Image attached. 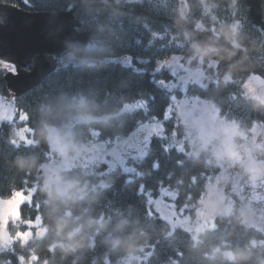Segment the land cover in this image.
I'll return each mask as SVG.
<instances>
[{"label":"trees","instance_id":"obj_1","mask_svg":"<svg viewBox=\"0 0 264 264\" xmlns=\"http://www.w3.org/2000/svg\"><path fill=\"white\" fill-rule=\"evenodd\" d=\"M0 2L30 12L72 11L82 24L80 30L92 33L85 49L67 51L75 61L58 62L55 72L18 97L6 87V72H0V99H12L19 112L27 113L26 124L35 142L40 139L41 131H46V125L55 126L75 145V152L96 144L112 146L117 138H127L145 123L161 122L164 126L162 136L150 138L147 155L135 164L139 173L132 180L120 168L107 171L105 165L61 171L67 177L78 178L86 193L83 199L63 204L60 200L48 202L40 186L42 167L51 160L48 145H14L10 140H15L20 124L17 120L1 122L0 198L15 196L14 190L16 194L34 185L39 188L31 203L19 207L22 220L31 224L9 221L6 228L11 236L31 230L27 246L21 248L19 240L11 242L7 249L0 250V261L20 264L18 257L23 256L27 264L30 250L34 249L39 259L33 264H44L45 260L48 264H232L219 253L211 256L212 249L219 247L245 257L236 264H264V244L253 247L251 243L263 237V231L245 224L239 203L230 215L217 216L215 227L195 239L184 229L170 232L169 224L152 211L142 192L158 195L161 187L166 188L176 194L174 200L178 207L193 210L201 206L208 183L215 180L220 170L206 162L209 161L207 154L191 156L174 146L186 133L176 112L170 110L171 92L162 84L171 78L168 71L158 70V62L164 57L191 55L194 44L204 47L207 81L188 84L186 98L213 102L224 119L236 122L246 133L254 122H264V107L259 100L246 98L241 93L243 81L251 75L264 79V32L248 19L245 0ZM186 4L190 12L182 20L180 13ZM262 6L264 12V0ZM221 30L232 31L236 44L218 35ZM125 57L130 63L114 60ZM34 67L35 59L27 70L30 72ZM229 72L231 80L226 82ZM177 96L184 95L178 92ZM130 103L144 106L121 112ZM89 115L100 119L76 123L71 128V136H66L72 119ZM236 141L240 142L241 138L237 137ZM255 154L264 160L260 149ZM19 160L34 167L22 170L17 165ZM221 184H224L222 180ZM56 218L67 220L72 228L80 227L78 238H87L93 246L66 257L59 249L54 253L49 251L48 244L61 239L53 224ZM90 221L99 223L90 224ZM45 227L49 229L47 235L37 238ZM130 237L134 241L129 250L112 247V240L127 241Z\"/></svg>","mask_w":264,"mask_h":264},{"label":"rangeland","instance_id":"obj_2","mask_svg":"<svg viewBox=\"0 0 264 264\" xmlns=\"http://www.w3.org/2000/svg\"><path fill=\"white\" fill-rule=\"evenodd\" d=\"M235 27L238 28V25L235 24ZM204 52H206L205 48L201 46L191 55L173 54L158 62V70L168 71L171 74V78L166 82L163 80L162 84L171 92L170 110L176 112L186 133L185 138L176 142L174 146L191 156H197L196 153L202 142L211 140L222 128L231 132L233 126L239 133L237 137H240L241 141H236L237 146L233 151L220 160L215 159L210 151L199 153V155L207 154L211 163L220 168L214 176L215 180L208 183L207 194L201 201L200 207L193 210H190L191 207H178L174 200L176 194L163 187L160 188L158 195H153L150 191H141L145 194L152 211L169 224L170 232L178 228L184 229L192 233L195 239L203 231L215 227L217 216H225L227 209L233 210L235 204L239 203L245 224L263 231V237L255 239L256 245H261L264 244L260 243L264 242V160H259L255 153L257 145L264 147V122H254L249 133H246L236 122L224 119L213 102L200 98H186L188 84H205L207 81ZM57 60L59 63L75 61L68 52ZM114 60L125 64L130 63L128 57ZM210 63L214 66L213 62ZM12 70L13 66L9 62L0 60V72ZM178 92L184 96H177ZM241 93L242 96L251 99L259 100L264 97V79L259 75H251L243 81ZM13 103L12 99H0V123L17 120L20 126L15 134L16 144L36 143L31 128L26 124V114L19 112ZM143 106L142 103L126 104L121 112H132ZM83 117L85 116H77L70 121L66 131L67 137L71 136L72 126L81 123ZM98 119L100 118L96 117V120ZM163 127L161 122L145 123L127 138H117L112 146H107L105 143L86 146L67 158H61L51 152L49 153L51 160L42 167L43 181L40 186L43 188L45 174L52 170L61 173L63 170L88 168L95 165H105L107 171L120 168L124 173L129 174V180H132L134 175L139 173L135 164L147 155L150 138L162 136ZM101 155L103 160L98 159ZM38 188V185H34L9 199L4 198V203H0V250L7 249L12 242L11 235L6 229L9 221H19L15 219L17 211L20 215L19 207L24 203H31L32 196ZM24 234H30L29 237H31L32 231L28 230Z\"/></svg>","mask_w":264,"mask_h":264},{"label":"water","instance_id":"obj_3","mask_svg":"<svg viewBox=\"0 0 264 264\" xmlns=\"http://www.w3.org/2000/svg\"><path fill=\"white\" fill-rule=\"evenodd\" d=\"M263 0H245L248 16L264 32ZM1 19H5L2 22ZM72 11L30 12L0 2V59L15 65L6 72V87L15 97L30 91L58 68L57 57L70 49L83 50L92 39ZM35 59L33 70H27Z\"/></svg>","mask_w":264,"mask_h":264},{"label":"clouds","instance_id":"obj_4","mask_svg":"<svg viewBox=\"0 0 264 264\" xmlns=\"http://www.w3.org/2000/svg\"><path fill=\"white\" fill-rule=\"evenodd\" d=\"M27 2V0H25ZM190 12V8L185 6L184 9L181 10L180 18L187 19V14ZM198 28L203 29L202 25H197ZM234 31V30H233ZM218 35H222L225 41L236 44V41L232 39V31H225L221 30ZM237 47H242L241 45L237 44ZM201 46L198 44L193 45V50L196 51ZM221 51V49H217V52ZM203 58V57H202ZM18 71H13L12 75H17ZM231 80V73H226L225 81L228 82ZM260 106L264 107V97L259 98ZM27 115V113H26ZM96 120L94 116H85L82 118V122L84 123H91ZM46 131H41L40 139L36 141V144L39 145L40 143H45L48 145V148L51 152L56 153L61 158H67L72 156L76 151L75 145L70 143L65 136H63L60 131L53 125H46ZM239 133L235 130V126H233V130L231 132L227 131L226 129L222 128L219 130V133L214 136L211 140L207 142H202L200 144L199 150L197 151L196 155L198 156L200 152H211V155L220 160L224 158L227 154L233 151V149L237 146L236 145V137ZM10 143L16 144L15 140H10ZM257 148L260 149L261 154H264V148L257 145ZM98 159L103 160V156H99ZM207 163H211V161H206ZM18 167L22 170L28 169L31 170L34 167V164H30L25 160L17 161ZM43 193H45L48 197V202H52L55 200H60L61 203L67 204L68 200L74 199H83L86 193L83 190L81 182L78 178H70L63 174H61L57 170H52L45 174L44 185L42 188ZM15 195V190L13 192ZM63 197H67V200L61 199ZM30 199V198H26ZM0 203H4L3 198H0ZM231 209H227L225 211L226 215L231 214ZM16 220H21L23 223H30V221H23L22 217L19 215L17 211ZM15 222V220L13 221ZM92 223H99V221H90ZM55 232L57 236L61 237V239L53 240L50 244H48V250L51 252H55L57 249L66 257L71 254H75L80 249L86 247H92V243L85 237H79L78 233L81 231L80 227L72 228L69 222L63 218H56L53 221ZM49 229L45 227L38 235L37 238L43 239ZM66 233V236H65ZM30 234L26 235L21 232H17L14 236H11L10 239L13 243L17 240L20 241V247L24 248L27 246L29 242ZM134 241L133 237H130L127 241L122 240L120 238H116L111 241L112 247L114 249L124 248L126 251L130 249L132 243ZM199 243V241H197ZM252 246L255 247L257 241L253 240ZM264 243V242H260ZM142 250V248H140ZM31 255L27 261V264H33V261L38 260V256L35 254V250H30ZM221 254L223 258L227 261L232 262V264H236L238 260H243L245 257L238 252L232 251L228 249L226 251H222L221 248L215 247L211 251V256H215L216 254ZM206 257H209V253H205ZM210 258V257H209ZM20 264H25V258L23 256L18 257ZM0 264H4L3 261H0ZM7 264H11V261H8ZM44 264H48V261L45 260Z\"/></svg>","mask_w":264,"mask_h":264},{"label":"flooded vegetation","instance_id":"obj_5","mask_svg":"<svg viewBox=\"0 0 264 264\" xmlns=\"http://www.w3.org/2000/svg\"><path fill=\"white\" fill-rule=\"evenodd\" d=\"M10 65H12V66H13V70H12V71H14V70H15V65H13V64H10Z\"/></svg>","mask_w":264,"mask_h":264}]
</instances>
